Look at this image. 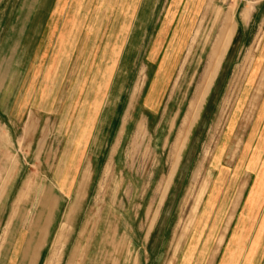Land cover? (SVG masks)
I'll list each match as a JSON object with an SVG mask.
<instances>
[{
	"label": "crops",
	"instance_id": "crops-1",
	"mask_svg": "<svg viewBox=\"0 0 264 264\" xmlns=\"http://www.w3.org/2000/svg\"><path fill=\"white\" fill-rule=\"evenodd\" d=\"M214 1L33 0L27 16L19 13L7 21L0 11V121L7 127L6 137L12 143L8 144L13 148L10 135L16 136L19 145L23 135L31 136L36 123L38 127L42 119L44 123L51 121L53 114L60 111L57 108L54 112L53 104H66L62 116L65 123L57 134L69 138L65 144L59 142L58 158L45 156L41 160L42 152L45 154L41 150L38 163H51V167L57 163L58 175L48 181L71 185L60 192L75 200L83 198L86 185L89 190L100 163L106 167L115 161L129 129L132 105L137 101L133 97L143 92H134V88H151L150 102L167 105L185 71H196L203 65L206 72L214 46L224 38L223 30L229 28L227 45L214 53L222 54V58L205 98L204 111L190 129L183 155L178 163H165V172L155 180L158 201L147 207L146 218L151 220L143 238L135 247L125 239L127 232L121 239L113 236L97 247L92 240V254H86L80 264H156L150 255L160 252L167 233L173 246L186 202L191 193L194 197L202 180L206 182L205 189L171 264H264V27L252 37L253 43L256 40L252 61L206 163V159L190 163L195 142L216 104V92L228 70L239 61L252 24L242 8L236 11L234 22L230 12L220 11L217 16L219 6L214 8ZM210 18L213 39L205 26ZM5 52L11 53L8 60ZM4 72L11 73V81L6 84ZM139 78L143 82L135 86ZM261 81L249 113L251 97ZM21 109L26 111L23 126ZM140 115L146 122L150 120ZM173 124L168 123L165 135L172 134ZM159 127L157 131L163 130ZM13 129H18V134ZM35 134L36 130L32 138ZM3 148L1 145L0 150ZM198 169L200 174L196 175ZM72 209L63 215V225L70 224ZM30 226V232H34L35 224ZM27 236L21 240L15 264L30 263L35 237ZM168 257L167 262L171 255ZM40 258L41 253L34 264ZM73 264H77L76 256Z\"/></svg>",
	"mask_w": 264,
	"mask_h": 264
},
{
	"label": "rangeland",
	"instance_id": "rangeland-1",
	"mask_svg": "<svg viewBox=\"0 0 264 264\" xmlns=\"http://www.w3.org/2000/svg\"><path fill=\"white\" fill-rule=\"evenodd\" d=\"M32 1L0 0V11L4 15L5 21L19 13L20 16H27V8ZM213 5L214 8L219 6L217 16L220 11L226 14L230 12L233 22L236 11L242 8L247 11V18L251 19L252 24L247 30L245 37L248 40L242 55L238 58L239 61H235L234 67H229L231 71L228 70L223 85L216 92L218 97L216 104L213 106L208 121L206 120L199 139L195 142L190 163H198L199 160H201L199 163H202L204 159H206L204 162L206 163L252 61L256 41L253 43L252 37L258 30L261 32L264 27V0H215ZM258 22L260 23L258 24ZM205 26L210 35H213V39L215 31H213L214 24L211 18ZM223 32L224 38L214 46L211 60L209 56L210 62L208 61L209 66L206 67V72L202 70L203 65H200L196 71L194 69L185 71L174 97L167 105L165 102L151 103L149 100L151 88L138 86L141 85L140 82H143L142 78L135 82V86L138 88L135 87L134 92L141 90L143 95L139 91L136 97H133L137 101L132 105V118L121 148L111 166L103 167V163H100L93 183L89 190L87 185L85 186L81 200H75L71 196L67 197L60 192L62 187L71 185L54 184L48 181L49 178H56L58 175L60 169L56 165L57 163L52 167L51 163H47V165L38 163L41 150L45 151V154L42 152L41 160L45 156H51L53 159L58 158L56 148L59 142L65 144L66 139L69 138L63 134H57L65 123L62 116L66 104H53V111L55 112L57 108L60 111L57 110L53 114L51 121L44 123L42 119L38 127L36 123V127L31 131V136L23 135V138L19 140V145H17L16 136L10 135L14 142L13 148L8 144L12 143L6 137L7 127L4 125V121H0V148L1 145L4 147V151L0 150V264H8L7 257L11 259L9 263H16L22 241L29 234L31 237H35L33 238L35 242L32 241L29 253L31 254L29 264L36 262L39 253H41V258L38 264H67L73 249L68 264H73L75 256L77 264H80L86 254L88 256L92 254L89 246L90 241L94 240L93 245L97 247L99 243H107L115 237L121 239L125 232L129 237L125 236V239H130L133 247L139 244L145 234L144 229L148 227L151 220L146 218L147 207L151 203L155 206L158 201L159 192L158 189L157 191L155 189V180L161 172H165L167 167L165 163H178L181 154L183 155L190 129L204 111L205 98L209 95V88L222 58V54L219 56L214 53L218 49L222 50L229 28ZM258 42L257 40L256 46ZM8 55L10 57L11 53L5 52L6 60L9 59ZM241 58L242 60H240ZM193 67L194 64L191 65V68ZM10 74V72H4V77L7 78L5 84L11 81ZM261 84L262 81L259 82L251 97L248 106L249 113L259 94ZM9 92L11 93V87H9ZM8 106L9 112H11L10 104ZM23 106L20 107L23 108ZM22 111L19 113L20 126H23V118L26 113V111ZM153 111H156L157 115L153 116ZM2 112L0 109V115ZM140 114L149 116L150 120L146 122L145 119L143 120L144 116L141 118ZM163 115L164 119H160ZM173 117H176L175 121H171ZM161 120L163 122L159 127L158 124ZM173 122L172 134L165 135L166 129L170 128L168 123ZM157 127L163 130L158 129L157 131ZM13 130L15 134H18V129ZM35 130L36 134L32 138ZM50 131L53 134L51 137L49 136ZM159 132L162 134L155 135ZM175 133H178L177 136ZM51 141L53 147L50 146ZM198 174H200V169L196 172V175ZM31 180L33 182L29 183ZM205 186L206 182L202 180L194 197L192 198L193 193H191L188 198L186 202L188 204L184 208L177 225L174 241L171 243L173 246L169 244L171 237L167 233L162 239L160 252L154 255L150 253V257L155 258L156 264H171L173 255L185 236ZM71 207L74 213L70 218V224L63 225V218H65L63 215ZM32 223L35 224L34 232H30L33 228L30 226ZM103 229L107 231L104 232ZM17 236L18 238H16ZM45 238H47L46 243L44 242ZM88 246L90 252L86 253ZM169 254L171 257L167 262ZM148 261H150L149 257Z\"/></svg>",
	"mask_w": 264,
	"mask_h": 264
}]
</instances>
